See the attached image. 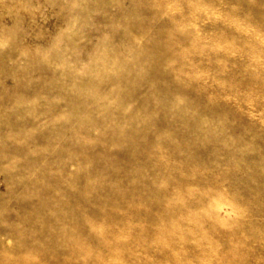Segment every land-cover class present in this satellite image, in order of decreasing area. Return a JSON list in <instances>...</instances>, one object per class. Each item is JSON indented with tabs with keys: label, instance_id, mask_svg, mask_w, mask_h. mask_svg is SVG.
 <instances>
[{
	"label": "rangeland",
	"instance_id": "rangeland-1",
	"mask_svg": "<svg viewBox=\"0 0 264 264\" xmlns=\"http://www.w3.org/2000/svg\"><path fill=\"white\" fill-rule=\"evenodd\" d=\"M0 264H264V0H0Z\"/></svg>",
	"mask_w": 264,
	"mask_h": 264
}]
</instances>
